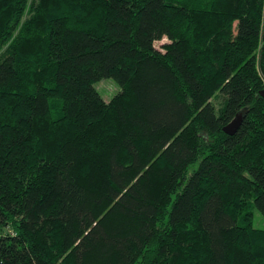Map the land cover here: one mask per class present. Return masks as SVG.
Here are the masks:
<instances>
[{"label": "trees", "instance_id": "1", "mask_svg": "<svg viewBox=\"0 0 264 264\" xmlns=\"http://www.w3.org/2000/svg\"><path fill=\"white\" fill-rule=\"evenodd\" d=\"M254 209L264 0H0V264H264Z\"/></svg>", "mask_w": 264, "mask_h": 264}, {"label": "rangeland", "instance_id": "2", "mask_svg": "<svg viewBox=\"0 0 264 264\" xmlns=\"http://www.w3.org/2000/svg\"><path fill=\"white\" fill-rule=\"evenodd\" d=\"M167 38H163L159 41H156V46H160L163 42L167 41ZM95 87L101 93V95L109 100L112 96H114L120 89L119 84L113 78H103L97 82H95ZM221 98H215L214 101L217 106L221 103ZM197 163H194L190 168L189 172L192 171L194 167L197 166ZM254 225L258 228H264V216L258 209H254Z\"/></svg>", "mask_w": 264, "mask_h": 264}, {"label": "water", "instance_id": "3", "mask_svg": "<svg viewBox=\"0 0 264 264\" xmlns=\"http://www.w3.org/2000/svg\"><path fill=\"white\" fill-rule=\"evenodd\" d=\"M242 114H243V112L239 111L234 116V118L223 127L224 131L229 133V134H233L236 131V129L239 126V124L241 123Z\"/></svg>", "mask_w": 264, "mask_h": 264}]
</instances>
